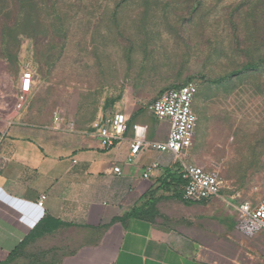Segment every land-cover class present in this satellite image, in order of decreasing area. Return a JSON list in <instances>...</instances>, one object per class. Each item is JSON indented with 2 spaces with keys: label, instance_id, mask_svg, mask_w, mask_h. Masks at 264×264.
<instances>
[{
  "label": "rangeland",
  "instance_id": "1",
  "mask_svg": "<svg viewBox=\"0 0 264 264\" xmlns=\"http://www.w3.org/2000/svg\"><path fill=\"white\" fill-rule=\"evenodd\" d=\"M27 71L32 87L16 108ZM161 81L196 83L189 162L225 179L231 207L256 203L264 196V0H0V117L16 108L46 131L54 113L89 123L118 101L150 118L158 93L116 90ZM219 230L232 257L264 256V238ZM26 257L20 247L7 261Z\"/></svg>",
  "mask_w": 264,
  "mask_h": 264
},
{
  "label": "crops",
  "instance_id": "2",
  "mask_svg": "<svg viewBox=\"0 0 264 264\" xmlns=\"http://www.w3.org/2000/svg\"><path fill=\"white\" fill-rule=\"evenodd\" d=\"M141 84L138 90L116 91L159 95L173 87L164 81ZM15 109L0 117V264H9L20 247L27 254L22 264H264L263 255L245 253L238 260L221 246L222 224L230 238L238 233L243 240L264 238V229L252 235L238 229L232 199L222 192L203 202L180 198L178 174L182 162L190 163L188 150L181 160L156 150L129 160L133 125L145 127L146 138L159 142L167 137L168 121L131 115L138 103H106L96 117L122 112L128 127L104 149L93 121L61 114L51 129L36 130ZM152 162L158 167L144 178ZM41 194L46 198L40 207Z\"/></svg>",
  "mask_w": 264,
  "mask_h": 264
},
{
  "label": "built area",
  "instance_id": "3",
  "mask_svg": "<svg viewBox=\"0 0 264 264\" xmlns=\"http://www.w3.org/2000/svg\"><path fill=\"white\" fill-rule=\"evenodd\" d=\"M20 80L16 108L22 106L26 95L30 92L32 73L30 71L22 73ZM196 89V83L188 81L182 85L166 88L148 104V114L157 120L168 121L169 132L164 141H150L146 138L145 127L133 125V138L129 146L130 161L148 150L170 152L181 160L183 154L191 148L197 125V116L193 107ZM53 119L59 122V113H54ZM127 127V117L122 112L98 117L92 123L98 143L104 149L110 148L115 141L122 139ZM157 167V162L148 164L143 171V177L148 178ZM113 171L119 173L120 168L114 167ZM180 173L183 180L181 195L184 200L197 202L211 200L218 196L227 184L218 174L194 163L182 162ZM45 198L46 195L41 194L37 205L41 207ZM234 207L238 214L237 227L240 231L252 235L264 229V196L256 203L249 200L239 201Z\"/></svg>",
  "mask_w": 264,
  "mask_h": 264
},
{
  "label": "trees",
  "instance_id": "4",
  "mask_svg": "<svg viewBox=\"0 0 264 264\" xmlns=\"http://www.w3.org/2000/svg\"><path fill=\"white\" fill-rule=\"evenodd\" d=\"M249 67H253V65H247L245 68H249ZM178 180L181 181V183H183V180H182V178H181V173H180V172H179V174H178ZM147 195H148V196H149V195L151 196V195H152V191H150ZM147 195H146V196H147ZM179 195H180V198L183 199V198H182V195H181V191H180ZM202 202H203V201H202Z\"/></svg>",
  "mask_w": 264,
  "mask_h": 264
}]
</instances>
